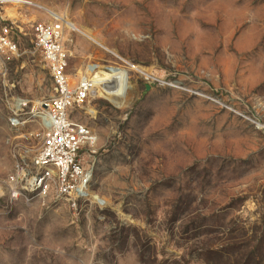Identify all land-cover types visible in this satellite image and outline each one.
Here are the masks:
<instances>
[{
	"label": "rangeland",
	"instance_id": "obj_1",
	"mask_svg": "<svg viewBox=\"0 0 264 264\" xmlns=\"http://www.w3.org/2000/svg\"><path fill=\"white\" fill-rule=\"evenodd\" d=\"M30 1L97 40L65 23L72 80L91 63L126 66L119 56L159 81L126 69L124 96L70 110L97 139L81 158L102 203L0 190V264H264V0ZM11 6H0L18 45L0 54V186L41 145L34 106L53 92L33 31L51 18L20 7L11 22Z\"/></svg>",
	"mask_w": 264,
	"mask_h": 264
},
{
	"label": "built area",
	"instance_id": "obj_2",
	"mask_svg": "<svg viewBox=\"0 0 264 264\" xmlns=\"http://www.w3.org/2000/svg\"><path fill=\"white\" fill-rule=\"evenodd\" d=\"M11 3V0H0V6ZM17 3V12L20 7H38L46 11L51 18L36 19L33 31L35 50L41 53L53 79V92L49 98L37 102L34 106L37 124L43 131L41 145L30 159L24 156L15 163L13 171L0 186V190L3 189L4 193L5 189L11 202L45 203L51 199L55 203L64 202L72 208H77L80 202L92 196L88 186L92 173L85 169L81 152L85 148L93 147L97 139L87 126L70 119V110L95 94L106 96L111 92L116 86L112 75L120 68L124 69L127 86L130 77L126 69L132 70L136 66L117 56L126 66H101L91 63L77 81L72 80L69 74L70 52L64 42L66 21L30 0H19ZM8 18L11 22L16 20ZM12 31L13 27L9 24L0 30V54L18 53V45ZM135 70L148 81H159L146 71L139 68ZM103 73L107 77L103 76ZM98 74H101V78L96 84L94 80ZM21 106H27V103L18 100L15 107ZM10 122L14 127L24 124L18 115L13 116ZM95 200L101 203L99 198Z\"/></svg>",
	"mask_w": 264,
	"mask_h": 264
},
{
	"label": "bare ground",
	"instance_id": "obj_3",
	"mask_svg": "<svg viewBox=\"0 0 264 264\" xmlns=\"http://www.w3.org/2000/svg\"><path fill=\"white\" fill-rule=\"evenodd\" d=\"M13 3H14V6H11L7 9V16L11 17V18H16L18 15L17 13V9H16V4H18L17 2L19 0H11ZM68 26L78 30L79 32H81L83 35L87 36L89 39L93 40L94 42L97 41L89 32L87 31H83L81 30L80 28H77L74 24L70 23V22H65ZM98 43V42H97ZM99 44V43H98ZM101 44V43H100ZM124 69H119V70H116L115 73L112 75V77L115 79L116 81V86L115 88L111 91V92H108L107 96H109L111 98V96H117V97H122L124 96L128 89L130 88L129 84H127V86L125 85V73L123 72ZM103 76L107 77L106 74H102ZM109 77V76H108ZM101 78V74H98L96 77H95V83L97 84V82L100 80ZM107 98V97H106ZM116 98V97H115ZM92 195V194H91ZM93 198H99L97 197L96 195H92ZM102 201V200H101ZM102 203V202H101Z\"/></svg>",
	"mask_w": 264,
	"mask_h": 264
}]
</instances>
